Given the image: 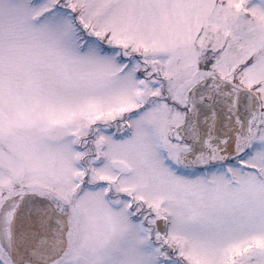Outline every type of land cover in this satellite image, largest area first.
Listing matches in <instances>:
<instances>
[{"label":"snow or ice","instance_id":"obj_1","mask_svg":"<svg viewBox=\"0 0 264 264\" xmlns=\"http://www.w3.org/2000/svg\"><path fill=\"white\" fill-rule=\"evenodd\" d=\"M0 264H264V0H0Z\"/></svg>","mask_w":264,"mask_h":264}]
</instances>
